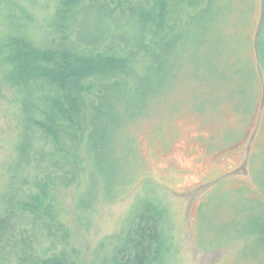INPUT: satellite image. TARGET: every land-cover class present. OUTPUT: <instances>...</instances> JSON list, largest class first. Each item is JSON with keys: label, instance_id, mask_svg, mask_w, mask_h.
I'll use <instances>...</instances> for the list:
<instances>
[{"label": "trees", "instance_id": "trees-1", "mask_svg": "<svg viewBox=\"0 0 264 264\" xmlns=\"http://www.w3.org/2000/svg\"><path fill=\"white\" fill-rule=\"evenodd\" d=\"M235 1L0 0V80L17 135L1 170L0 264H168L152 200L141 201L124 236L88 256L73 219L90 225L110 199L87 185L112 180L118 132L144 117L197 37L223 34Z\"/></svg>", "mask_w": 264, "mask_h": 264}, {"label": "rangeland", "instance_id": "rangeland-1", "mask_svg": "<svg viewBox=\"0 0 264 264\" xmlns=\"http://www.w3.org/2000/svg\"><path fill=\"white\" fill-rule=\"evenodd\" d=\"M235 4L223 34L197 37L144 117L118 132L112 180L87 185L110 199L90 225L73 219L86 256L124 236L141 201L152 200L168 264H264V0ZM9 94L0 80V200L5 156L17 141ZM81 193L73 190L74 202Z\"/></svg>", "mask_w": 264, "mask_h": 264}]
</instances>
